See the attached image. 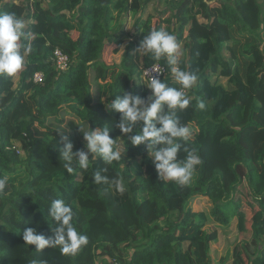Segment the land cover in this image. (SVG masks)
Returning <instances> with one entry per match:
<instances>
[{"label": "trees", "instance_id": "trees-1", "mask_svg": "<svg viewBox=\"0 0 264 264\" xmlns=\"http://www.w3.org/2000/svg\"><path fill=\"white\" fill-rule=\"evenodd\" d=\"M145 3L0 0V13L24 21L33 47L17 84L14 76L0 77V177L9 178L7 194H0V264H211L218 231L208 221L228 227L242 208V192L254 212L252 236L249 246H235L233 261L264 264V0H170L156 23L149 15L141 20ZM129 16L138 39L123 48L119 64L108 65L104 54L108 48L120 52ZM153 29L176 36L187 52L179 67L199 77L188 91L190 105L174 113L196 130L181 142L178 158L187 147L202 160L183 187L159 179L145 146L131 145L127 136L121 140L119 114L105 107L124 91L146 99L150 89L138 83L142 69L153 64L166 69L164 83L179 87L166 59L136 51ZM56 49L69 60L63 72L52 59ZM36 72L43 74L41 83L32 80ZM200 100L205 110L196 107ZM87 124L107 125L126 151L110 166L93 157L87 171L69 174L59 157L61 135L73 151L82 149ZM134 127L138 132L143 125ZM105 167L101 174L110 180L123 177V194L92 184V173ZM57 198L72 207L74 225L89 240L75 256L59 247L37 252L22 240L26 227L53 235L47 208ZM200 198L211 203L209 214L189 209Z\"/></svg>", "mask_w": 264, "mask_h": 264}, {"label": "clouds", "instance_id": "clouds-1", "mask_svg": "<svg viewBox=\"0 0 264 264\" xmlns=\"http://www.w3.org/2000/svg\"><path fill=\"white\" fill-rule=\"evenodd\" d=\"M24 21L14 13H0V77H13L25 67V57L33 51L32 44L28 42ZM142 56L151 57L155 61L166 59L171 73L179 87H171L160 79L161 72L153 66L147 83L150 95L145 99L124 91L122 95L115 96L106 105L108 111L119 114L115 127L119 130L120 139L128 137L127 142L133 146L144 145L149 159L155 166L159 179L173 182L178 186H187L191 183L197 167L202 163L201 157L195 150H183L186 156L178 158L185 144L192 136V130L182 125L174 117L177 109H186L193 100L188 91L194 89L198 83V75L185 71L178 65L177 56L182 55L180 45L174 34L166 30H151L140 41L136 50ZM66 69L67 64H62ZM148 72V69H145ZM196 107L205 110V103L200 100ZM142 123L143 127L137 132L135 125ZM159 125V127H157ZM82 133L83 148L73 151V143L65 135H61L63 147L60 149V158L63 167L71 174L77 169L87 171L91 165V158H99L105 165H112L122 159L126 147L121 150L117 137L110 136L111 129L105 125ZM80 130V128H79ZM81 132V130H80ZM130 133H136L128 135ZM108 168H101L92 173V184H108L115 192L123 194L126 186L123 177L109 179ZM9 178L0 177V194H7ZM48 216L54 222L50 228L53 235L45 237L35 228L26 227L22 233V240L26 246L32 245L35 251L41 252L45 248H57L63 255L75 256L89 240L85 234L78 231L74 225V212L63 199L57 198L50 202Z\"/></svg>", "mask_w": 264, "mask_h": 264}, {"label": "rangeland", "instance_id": "rangeland-1", "mask_svg": "<svg viewBox=\"0 0 264 264\" xmlns=\"http://www.w3.org/2000/svg\"><path fill=\"white\" fill-rule=\"evenodd\" d=\"M147 2L144 5V9L141 14V20H145L146 17L152 16L153 22L156 23L157 21H161L162 18H160L157 14L159 10H162L164 7H166L169 4L170 0H140V2ZM135 17L129 16L127 20L123 21L124 23V33L126 36L123 37V45L118 54H112L111 48H108L106 50V53L104 54L103 60L108 65H116L119 64L121 58H122V50L127 45V43L130 40L136 41L138 39V32H135L134 30V21ZM198 21L205 23L204 20H202L200 17H198ZM74 37V33L72 34ZM180 51L182 55L177 56V60H186L187 59V52L184 49L183 44H180ZM224 57L228 59L227 52L224 53ZM25 64H26V57H25ZM26 69V67L24 68ZM23 69V70H24ZM19 72L14 76V84H17L19 81ZM139 86L146 89L147 86L146 83L140 78V82L138 83ZM190 129L192 130V134L196 132L193 125L190 126ZM192 138V136H191ZM22 156V153L20 154ZM242 202V208L240 209L239 213L235 216V218L232 220L231 224L228 227H219L218 225L214 224L211 219L208 221V225L210 227H215L218 231V237L216 241L212 242L210 244V262L211 264H234L233 261V251L235 246L244 244L246 246H249L252 231H251V217L253 215V210L250 206L246 205V202H251V199L249 197V194L247 192H242V195L239 197ZM189 209L193 212H204L206 214H209L211 211L212 205L211 203L205 199L200 198L198 200H195L194 202H191L188 205ZM262 221L264 222V216L262 217ZM263 240V237L261 238Z\"/></svg>", "mask_w": 264, "mask_h": 264}, {"label": "built area", "instance_id": "built-area-1", "mask_svg": "<svg viewBox=\"0 0 264 264\" xmlns=\"http://www.w3.org/2000/svg\"><path fill=\"white\" fill-rule=\"evenodd\" d=\"M52 59H53V62L55 64L56 70H58L60 72H63V71H65L68 68L67 67L66 69H64V68L61 67L62 64H67L68 65L69 64V60H68V57L63 52H61L60 50H58V49L54 50ZM153 66H157L159 71L161 72L160 79H162L163 76L166 73V69L163 66L159 65V64H153V65H151L149 67L143 68L142 72H141V79L145 83H147V80L149 79V75L150 74L155 75V73H151V70H152ZM145 69H148L147 73L145 72ZM32 80H33L34 83H41L42 80H43V74L41 72L34 73L33 76H32Z\"/></svg>", "mask_w": 264, "mask_h": 264}]
</instances>
